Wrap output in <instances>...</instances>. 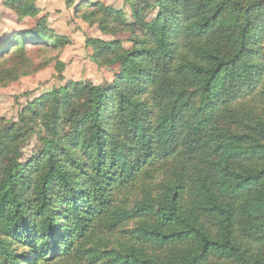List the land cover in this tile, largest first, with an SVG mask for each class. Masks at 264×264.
<instances>
[{"label":"trees","instance_id":"1","mask_svg":"<svg viewBox=\"0 0 264 264\" xmlns=\"http://www.w3.org/2000/svg\"><path fill=\"white\" fill-rule=\"evenodd\" d=\"M125 3L130 22L73 10L114 38L86 41L111 83L70 81L0 117V264H264V0ZM65 43L43 17L6 36L0 87Z\"/></svg>","mask_w":264,"mask_h":264},{"label":"rangeland","instance_id":"2","mask_svg":"<svg viewBox=\"0 0 264 264\" xmlns=\"http://www.w3.org/2000/svg\"><path fill=\"white\" fill-rule=\"evenodd\" d=\"M125 1L70 0L68 4V0H36L38 16L18 20L0 0V44L6 36L14 32L33 28L42 17L55 35L66 40L62 48L40 49L30 53L28 61L33 69H38L0 87V117L8 122L17 121L19 112L29 102L36 100L42 94L64 87L70 81L90 82L95 85L111 83L114 79L113 69L94 64L91 60L92 51L86 41L87 39L111 41L114 38L102 34L96 25L83 22L73 10L82 2H100L112 9L122 10L127 14V21L130 22L131 9ZM127 38V35L118 37L122 40ZM34 145L35 140L32 139L24 149L25 157L30 155Z\"/></svg>","mask_w":264,"mask_h":264}]
</instances>
